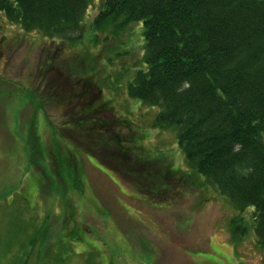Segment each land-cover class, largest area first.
Segmentation results:
<instances>
[{"label": "rangeland", "instance_id": "374dc122", "mask_svg": "<svg viewBox=\"0 0 264 264\" xmlns=\"http://www.w3.org/2000/svg\"><path fill=\"white\" fill-rule=\"evenodd\" d=\"M102 6L91 2L73 42L0 12V264H264L254 208L206 184L175 132L152 127L159 109L129 97L143 28L96 30ZM66 78L89 83L82 104L75 86L67 102ZM100 98L108 126L89 130ZM115 135L122 158L106 151Z\"/></svg>", "mask_w": 264, "mask_h": 264}, {"label": "trees", "instance_id": "16d2710c", "mask_svg": "<svg viewBox=\"0 0 264 264\" xmlns=\"http://www.w3.org/2000/svg\"><path fill=\"white\" fill-rule=\"evenodd\" d=\"M91 2L0 0V12L24 31L73 42ZM132 23L143 28L144 69L128 84L129 97L159 109L152 127L175 132L187 165L206 184L238 210L254 208L264 250V0H103L93 26L117 34ZM65 81L62 91L75 86L81 104L90 95L84 79ZM64 100L55 101L63 107ZM100 100L87 114L89 130L108 126L95 115L108 104ZM86 132L78 139L91 145ZM123 143L115 135L107 153L122 158Z\"/></svg>", "mask_w": 264, "mask_h": 264}]
</instances>
